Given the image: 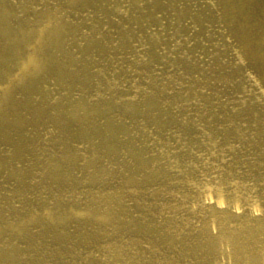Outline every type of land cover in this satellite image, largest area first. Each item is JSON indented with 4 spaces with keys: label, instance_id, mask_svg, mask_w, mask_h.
<instances>
[{
    "label": "bare ground",
    "instance_id": "bare-ground-1",
    "mask_svg": "<svg viewBox=\"0 0 264 264\" xmlns=\"http://www.w3.org/2000/svg\"><path fill=\"white\" fill-rule=\"evenodd\" d=\"M138 2L44 0L40 11L25 3L32 7L27 27L7 30L21 54L0 81V119L37 125L68 114L77 120L79 137L62 155L28 132L23 142L8 134L1 141L0 264H264V141L249 132L256 122L264 125V11L243 21L222 8L224 51L235 50L226 62L217 46V58L208 64L187 63L184 52L154 67L156 55L141 50L144 62L113 66L122 81L99 85L74 104L76 86L89 92L95 78H79L85 68L67 54L68 46L81 40L92 46L83 34L92 15L129 12ZM4 10L0 6L1 21L9 14ZM119 25L123 37L108 41L105 51L130 45L134 34L122 20ZM139 39L158 42L165 35ZM233 61L241 62L250 85H262V99L250 85L228 91L233 75H242L239 69L227 72ZM43 77L57 90L66 84L72 89L63 96L51 87L38 91L34 80ZM28 83L36 99L57 105L54 112L44 105L32 114L14 113L13 105L5 110ZM107 90L105 102L97 104L93 96ZM102 118L106 123L89 127ZM130 121L135 125L127 126ZM94 138L101 143L93 150ZM246 167L262 170L251 177Z\"/></svg>",
    "mask_w": 264,
    "mask_h": 264
},
{
    "label": "rangeland",
    "instance_id": "rangeland-1",
    "mask_svg": "<svg viewBox=\"0 0 264 264\" xmlns=\"http://www.w3.org/2000/svg\"><path fill=\"white\" fill-rule=\"evenodd\" d=\"M0 1V6L3 7L6 12L9 11L6 19H4L3 21L0 20V81H3L7 77L8 70H12L17 64L18 55L16 54H21L17 52V50H20L21 47L17 48L14 41L12 40L14 37H16V35L8 38L7 30H9L10 32H12L13 30L17 33V30L21 31V29H23L24 27L26 28L27 19L32 16L30 10L28 9L34 7L38 11H40L45 7L44 0ZM25 3L32 7L28 5L25 6ZM223 7L228 12L233 9L234 11H236L238 17L241 20L247 21L248 18L254 13L261 14L264 11V0H158V3H155V0H139L137 5H134L131 10H129V12H124L122 9L116 14H114L115 12L112 13L109 17L92 15L91 19H86L87 21L84 24L83 28V34L85 36L91 37V40L93 41L92 46L90 48L87 47L84 40H81L76 42L78 47H75V45H70L67 49V54H69L70 56L75 55L76 58L78 56V59L81 60L82 66H84L85 68L84 70L80 69L81 72L79 78L81 80L85 79L87 76H89L88 80L90 78H95V80L90 85V88L88 90L89 92H84L83 88L76 86V89L72 94L73 103L75 104L76 100L81 96L90 95L91 92L94 93L96 89H98L99 85H101L102 87H107L113 81L119 80V73H117L115 69H113V66L118 65V62H120L119 64L121 66L127 65L131 60L135 62H144V60L140 57L141 50L146 53L150 51L151 53L156 55L157 62L155 63L154 67L158 66L159 63H161V59L167 60L169 57L176 58L184 56V52L186 57L191 59L188 60L187 63L196 64L201 62L205 65L210 63L206 59L209 58L212 61L217 58V54L215 53V51L217 50V46L220 47V51L223 57L220 59L225 61L230 53H233L234 51L233 54H235V50L230 49L227 52L224 51L223 44L225 42L224 40L226 36L224 34V16H222L221 13ZM185 8L187 10H185ZM247 9H251L252 11H248ZM133 17L141 20L140 26L137 25L136 20H134ZM105 20H112L115 25L110 24V26L108 27L107 21L104 22ZM120 20H122L125 23L126 27L129 28V30L134 34L130 36L132 39L131 43L128 47H125L122 50L117 47H113L110 51H105L104 46L108 41H118L123 37L120 35L123 32V25H119ZM129 20H131V23H129ZM260 22H264V15L259 19V23ZM174 28H177V32L179 33H173L176 32L173 30ZM155 33H158L161 36L165 35V39L167 40L163 39V41L160 40L156 42V40L154 39H149L147 41L145 40V43H142V41L139 39L140 36L148 37ZM182 36L186 37V39H182ZM185 48L188 50L184 51L183 49ZM86 49H89V55H85ZM174 53H179L180 55ZM119 57L121 61H118ZM182 61L183 60L177 61V63H181ZM231 65L226 63L225 68L228 73L231 74L235 70L239 69V71L242 72V75H240L239 77L233 75V80L231 81L232 86L228 87V91H233L235 88L248 86L250 85V83H252L249 80V77L246 76V71H244L241 67V62L233 61L231 62ZM55 70H59L61 72L62 69L58 68ZM96 70H100V72H97ZM237 71H235L234 74ZM255 74L258 75V73ZM255 74H253V76H255ZM261 74H264V72H261ZM126 78L130 80V76ZM48 80L49 79H44V77L38 80H34V82H36V84H34L35 88H37L39 91V88L41 86V89L43 91H46V87H51L55 89V95L61 94L62 96L66 92L65 89H72L71 86L66 84L65 87L59 88L57 90L55 81L53 82ZM239 89L241 90V88ZM248 89L253 91V95H255V97H257L258 99H262L257 92L258 89H261L263 91L262 85L260 83H256L255 85L251 84ZM36 92L37 91L35 89L30 88V84L28 83L22 94L20 93V95L17 96L18 99H16V102L7 105L6 108L4 107L5 110H11L12 107L9 106L13 105V109L16 108V111L14 113L23 115L27 112H31L32 114V109L37 108L38 105H44L47 110L54 112L57 105L52 101H48L46 97L43 98V101L36 99L34 96ZM244 94L248 95V92H244ZM107 96L108 90L106 94L105 92H103V95H94L93 98L97 104H102L103 102H105ZM127 97L128 96H126V98ZM248 98L249 97L246 96V99ZM62 99L64 100L66 99V97H62ZM133 99H136L134 97V94ZM23 104H26V107H23ZM32 104H34L33 107ZM254 105L255 107L260 106L255 100ZM169 110L173 111L172 108ZM28 114L30 115V113ZM9 116L10 115L8 113V119ZM71 117L68 114L66 116L60 114L58 116L59 119L57 120L47 118V120L45 121L44 119L43 122H37V125L40 128L37 127V125H31L30 123H28V125L26 121L21 124L18 122H16L15 124L8 122L4 124V121L0 119V147L5 146V144L1 143V141H7L5 139V135L8 134L9 138H12L15 142L20 143L23 142L25 133L28 132L33 134L38 139H41L43 137L48 145H51V152H54L55 155H62L65 152L64 150L67 149L70 144H73V142L76 143V140L79 137L77 133V120L74 119L75 117ZM110 118H115V116L111 115ZM101 121H103V123H106V120L102 118L99 121L93 119L92 124L88 123V125L90 128H94V126H96ZM139 122H143V120L140 119ZM2 124L6 127L4 130L2 128ZM131 124L135 125V122L130 121L127 126H130ZM6 129L7 132L5 131ZM249 132L252 134L259 133L260 139L264 141L263 123H254L251 126ZM80 138L84 139L83 136H80ZM91 142L92 141H87L85 143L88 144L87 146H89ZM100 143V140L94 138V148L92 146L90 147V149L94 150ZM88 149L89 148H87V150ZM247 150L250 149H237V151L240 152ZM240 152H238V154ZM88 155H90V153L87 154V156ZM82 164L83 161H81V165ZM239 165L243 166L241 163H239ZM246 168L245 169L247 173L251 177L258 176L259 171L262 170L260 167H256V169H253L251 167ZM77 169L78 173L83 176V169L80 167H77ZM77 171H75L74 173H76Z\"/></svg>",
    "mask_w": 264,
    "mask_h": 264
}]
</instances>
